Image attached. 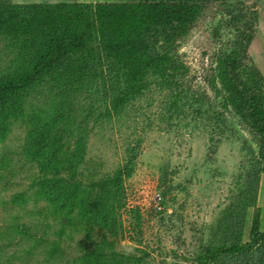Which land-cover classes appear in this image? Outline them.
Masks as SVG:
<instances>
[{
  "label": "trees",
  "instance_id": "16d2710c",
  "mask_svg": "<svg viewBox=\"0 0 264 264\" xmlns=\"http://www.w3.org/2000/svg\"><path fill=\"white\" fill-rule=\"evenodd\" d=\"M215 3H221L228 17L225 26H231L235 36L229 49L215 55L214 69L205 78L221 98L218 106L205 91L188 85L189 68L177 44ZM257 20V11L246 0H0V54L7 56L0 62V143L16 122L24 125V155L37 161L40 172L28 189L32 191L12 193L10 207L23 210L27 220L15 214L0 227V252L26 241L29 245L22 253L39 250L42 262L49 264H142L149 255L145 250L135 255L116 249L118 200L123 179L133 171L139 140L127 147L128 158L112 177L87 186L75 179L85 157L86 136L79 135L71 148L65 143L76 130L82 133L92 117L95 122L124 118L135 103L146 99L148 107L157 105L162 128L192 125L207 132L216 146L233 130L227 111L257 140V151L248 147L249 169L206 237L194 252L175 258L181 264H264V233L258 228L256 208L264 171V76L248 51ZM218 33L216 29L217 37ZM41 99L45 106H36ZM51 226L57 233L53 241L47 238ZM69 228L81 229L84 239L78 242V254L65 259L62 246ZM97 229L102 234L94 240Z\"/></svg>",
  "mask_w": 264,
  "mask_h": 264
},
{
  "label": "rangeland",
  "instance_id": "374dc122",
  "mask_svg": "<svg viewBox=\"0 0 264 264\" xmlns=\"http://www.w3.org/2000/svg\"><path fill=\"white\" fill-rule=\"evenodd\" d=\"M222 9L221 3L210 5L189 33L177 42L179 57L189 68L188 85L205 91L217 106L221 98L206 84L205 78L214 69L215 55L229 49V42L235 38L233 28L225 26L228 17ZM216 29H219L218 37ZM5 54H0L1 63L5 62ZM147 101L135 103L124 118L95 122L92 117L88 125L82 124L86 125L82 133L76 130L69 136L65 147L71 148L79 135L86 136L85 157L75 179L87 186L112 177L126 162L127 147H133L139 140L133 171L123 179L122 198L118 200L121 204L117 213L116 249L135 255L145 250L149 255L142 264H181L175 255L194 252L199 240L206 237L209 226L249 169L248 147L257 151V140L227 111L225 116L233 130H228L216 146L208 141L207 132L192 125L178 127L174 123L162 128L157 123V105L148 107ZM45 102L37 101L36 106H45ZM26 130L16 122L0 143V227L15 214L21 221L27 220L23 210L12 209L9 201L12 193L31 189L40 175L37 161H28L24 155ZM47 230V238L53 241L57 237L55 227ZM66 232L70 235L62 239L65 259L78 254V242L84 239L81 229L69 228ZM101 234V230H94L92 239L98 240ZM28 245L21 241L1 251L0 264L50 263L42 262L44 257L39 250L31 255L22 253ZM13 252L15 255L9 256Z\"/></svg>",
  "mask_w": 264,
  "mask_h": 264
},
{
  "label": "crops",
  "instance_id": "0c3cea01",
  "mask_svg": "<svg viewBox=\"0 0 264 264\" xmlns=\"http://www.w3.org/2000/svg\"><path fill=\"white\" fill-rule=\"evenodd\" d=\"M17 4H43V3H56L62 2V0H11ZM70 2H83V3H96V2H115L116 0H69ZM254 6V9L258 13V20L256 24V32L254 38L249 46V55L253 63L258 67L262 75L264 76V0H246ZM256 208L258 210V228L260 232L264 233V171L260 175L259 189L257 195ZM254 208H248L243 238L248 240L249 231L251 228L252 216Z\"/></svg>",
  "mask_w": 264,
  "mask_h": 264
}]
</instances>
